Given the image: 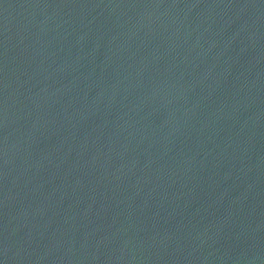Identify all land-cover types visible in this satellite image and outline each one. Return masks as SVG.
<instances>
[{
  "label": "water",
  "instance_id": "1",
  "mask_svg": "<svg viewBox=\"0 0 264 264\" xmlns=\"http://www.w3.org/2000/svg\"><path fill=\"white\" fill-rule=\"evenodd\" d=\"M0 264H264V0H0Z\"/></svg>",
  "mask_w": 264,
  "mask_h": 264
}]
</instances>
